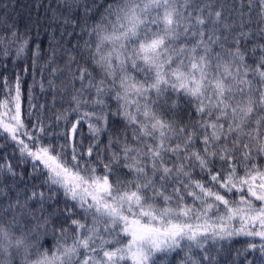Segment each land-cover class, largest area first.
Here are the masks:
<instances>
[{
  "label": "snow or ice",
  "instance_id": "obj_1",
  "mask_svg": "<svg viewBox=\"0 0 264 264\" xmlns=\"http://www.w3.org/2000/svg\"><path fill=\"white\" fill-rule=\"evenodd\" d=\"M57 3L80 34L71 49L50 45L47 84L53 101L69 104L56 119L78 113L75 134L94 118V136L109 131L108 155L85 159L94 145L85 153L74 141L45 144L40 117L22 118L19 78L14 86L5 78L0 137L15 142L21 163L30 158L29 178L40 183L18 188L23 172L0 164V264H167L177 249L178 264H220L228 251L221 241H264V0H113L91 24L95 4L77 23L71 14L81 0ZM8 31L0 45L19 41V56L28 30ZM39 52L36 45L34 65ZM110 117L122 118L119 131L109 129ZM60 192L62 208L54 204ZM61 215L82 216L71 220L70 244L69 229L53 224ZM56 231L63 241L42 248V236ZM258 251L247 264H264V243Z\"/></svg>",
  "mask_w": 264,
  "mask_h": 264
},
{
  "label": "trees",
  "instance_id": "obj_2",
  "mask_svg": "<svg viewBox=\"0 0 264 264\" xmlns=\"http://www.w3.org/2000/svg\"><path fill=\"white\" fill-rule=\"evenodd\" d=\"M113 3V0H81L80 6L77 7L72 15V19L77 23H81L83 20L84 12L83 8L86 5L89 8H95L89 14L88 22L91 24L93 21L100 18V14L104 12V9ZM53 10H56L57 19L53 20ZM63 13L67 15V10L63 8L62 5H58L57 0H0V36L5 39L9 37L8 27L15 24L16 29L20 33L28 30V35L30 37L28 48L25 52L17 56V48L19 47V41L7 45V50L5 51V45H0V100H3L7 94V89L3 87L5 78L7 79L9 85L14 86L17 78L20 81L21 88V110L22 118L27 122L29 117L26 113L31 111L33 115L30 120L32 124H35L36 117L39 116L43 122V126L46 132L49 133L45 137L44 143L47 144L49 141L56 144L61 143H72L73 141L79 146L80 150L87 152L89 145H94L93 157H88L85 155V159H93L97 151L105 157L108 155L107 145L109 143V131H102L98 135V140L94 139V135L90 133L88 124L93 123L95 119L90 121L81 120L77 125L76 133L73 134L71 131L72 124L76 122L79 118L78 113L67 112V119H56L57 115L64 112L65 109L69 108V104L62 102L59 97L53 101V92L48 87L47 80L49 79V73L52 66L45 67L47 57L50 55V45L56 46L57 44L71 49L73 45L77 43L78 34H80V28L75 27L71 24H64L63 17L60 15ZM38 21V24H37ZM15 30V29H14ZM87 39V37H85ZM83 43V40L80 41ZM36 45L40 46L39 57L37 62L33 64V53L36 49ZM79 59V56L77 57ZM58 63L63 67L64 58H58ZM66 75V73L64 74ZM44 85V90L41 89V84ZM57 83L59 79L57 78ZM79 87V82L76 83ZM14 94V93H13ZM35 105V107H29V100ZM110 105V110H115L117 107V102L115 99H108ZM43 105V108L39 106ZM85 109H82V111ZM86 110L92 111L93 109L88 108ZM0 120L3 122H8V116L3 108H0ZM96 123V122H95ZM122 118L121 117H110L109 119V129L113 132L119 131L122 128ZM38 131V130H34ZM2 132V129H0ZM129 138L131 137V132L128 133ZM5 140L0 137V144H3V148H0V164L5 166L12 165L13 168L19 173L23 172L24 179L20 180L17 176L16 179L20 182L17 184L18 188H23L26 184L31 187L33 184H39L40 178L38 176H33L29 178V173L32 171V164L30 163V158H28L27 163H21V156L17 152L19 149L13 145L10 136L5 133ZM25 142L27 138L24 137ZM114 147H116L114 145ZM30 161V162H29ZM98 171H101L98 169ZM123 172H127V169H122ZM131 177L129 176L128 179ZM197 179L201 177L196 176ZM207 179V177H204ZM6 182H10L11 178L8 176L4 177ZM41 190H43L41 188ZM15 196V193H11ZM7 203V201H3ZM65 203L63 193L57 194L54 204L63 207ZM72 201H68L71 205ZM186 203L191 205L193 203L191 197H186ZM198 205V202H197ZM53 205L48 206V210L52 211ZM78 211V210H77ZM72 219H81L78 215H73L68 217L66 215L56 216L53 218L56 228L61 227L68 228L69 234L67 243L72 242V236L75 235V226L71 224ZM195 223V221H193ZM238 227V223L236 224ZM63 241V237L59 231L55 233H49L42 236L41 245L42 248L53 249V246L57 243V240ZM186 243V242H184ZM225 249H228L226 257H220V264H228L229 261L235 260V264H247V261H255L260 258V253L258 247L264 241L260 237H250V236H234L230 241L220 242ZM256 244L257 249H245L248 248L249 244ZM208 247L212 246V241L209 240ZM198 251V250H194ZM162 254H157V259L161 257ZM184 256L183 251L177 249L175 252L169 254L170 262L168 264H178V261ZM19 264V260H17ZM126 264H131V261L126 262Z\"/></svg>",
  "mask_w": 264,
  "mask_h": 264
},
{
  "label": "rangeland",
  "instance_id": "obj_3",
  "mask_svg": "<svg viewBox=\"0 0 264 264\" xmlns=\"http://www.w3.org/2000/svg\"><path fill=\"white\" fill-rule=\"evenodd\" d=\"M97 123V122H96ZM94 139L97 141L98 140V137L97 136H94ZM31 161V160H30ZM29 161V162H30ZM31 163V162H30ZM82 219V216L80 217ZM54 222V220H53ZM89 223H90V220H89ZM75 234H76V231H75ZM170 262V257H168V260H167V264Z\"/></svg>",
  "mask_w": 264,
  "mask_h": 264
}]
</instances>
